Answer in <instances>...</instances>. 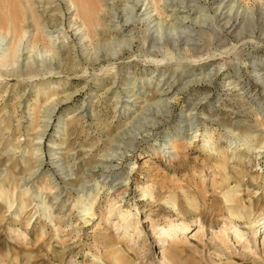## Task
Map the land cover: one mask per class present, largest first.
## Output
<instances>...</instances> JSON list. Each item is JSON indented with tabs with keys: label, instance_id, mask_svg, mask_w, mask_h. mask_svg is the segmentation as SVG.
Returning <instances> with one entry per match:
<instances>
[{
	"label": "rangeland",
	"instance_id": "obj_1",
	"mask_svg": "<svg viewBox=\"0 0 264 264\" xmlns=\"http://www.w3.org/2000/svg\"><path fill=\"white\" fill-rule=\"evenodd\" d=\"M0 264H264V0H0Z\"/></svg>",
	"mask_w": 264,
	"mask_h": 264
},
{
	"label": "bare ground",
	"instance_id": "obj_2",
	"mask_svg": "<svg viewBox=\"0 0 264 264\" xmlns=\"http://www.w3.org/2000/svg\"><path fill=\"white\" fill-rule=\"evenodd\" d=\"M81 3H83V4H87V1L88 0H86V1H84V0H79ZM83 1V2H82ZM88 6H92V4H88ZM16 8V7H15ZM187 229V228H186ZM174 236H175V231H172V230H168L167 232H166V237H165V239L166 240H172L171 238H174Z\"/></svg>",
	"mask_w": 264,
	"mask_h": 264
}]
</instances>
